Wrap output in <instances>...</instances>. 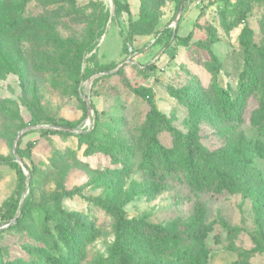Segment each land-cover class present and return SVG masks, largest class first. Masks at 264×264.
<instances>
[{"label": "rangeland", "instance_id": "obj_1", "mask_svg": "<svg viewBox=\"0 0 264 264\" xmlns=\"http://www.w3.org/2000/svg\"><path fill=\"white\" fill-rule=\"evenodd\" d=\"M18 207L0 264H105L119 217L139 264H180L148 225L264 264V0H0V226Z\"/></svg>", "mask_w": 264, "mask_h": 264}, {"label": "trees", "instance_id": "obj_2", "mask_svg": "<svg viewBox=\"0 0 264 264\" xmlns=\"http://www.w3.org/2000/svg\"><path fill=\"white\" fill-rule=\"evenodd\" d=\"M178 9V6H177ZM126 12L129 16L130 28L133 27V22L131 21V12L128 7H126ZM90 32H92V26H90ZM161 32H166L165 44H170V42H178L183 43L188 40L191 36V30L188 31L185 35H181L178 33V26L175 27L173 31L168 30L166 28L161 29ZM110 66H102L101 69H107ZM151 111L156 112L159 116H161L164 120L168 121L169 119L163 115V113L157 111L154 102L149 100ZM86 111H84L83 116H85ZM97 114V111H96ZM62 124L67 125L69 123L62 122ZM64 125H59L64 127ZM169 131L172 133V137L174 142L183 144V147L186 151V160L187 164L190 166L193 165L197 158L203 156V152L199 148V145L193 141L192 138L186 137L180 131H177L172 125H168ZM52 130L48 129L46 132H51ZM151 142L154 145H157V141L154 137L151 138ZM31 146L28 143L27 147ZM18 157L21 159L25 156V152L23 149H16ZM9 162L17 167V163L9 159ZM24 166L28 169L25 162H23ZM19 172L20 169H19ZM31 172V169H30ZM21 174V173H20ZM220 180L224 182V180L230 177L229 174L225 172H221L219 174ZM26 209L21 207L20 213L16 217L15 221L19 222L22 216L25 214ZM8 216L9 218L13 217L12 212L4 211L2 216ZM131 221L124 217H119L116 220L114 227V240L108 248V256L105 259V264H139L137 258L133 253V249H131L132 243L126 240L124 232L127 227H129ZM60 230L65 236H69V231L62 225H60ZM208 230H200L194 233L191 240L188 241L187 237H183L177 234L168 233L163 227L159 225H148L145 228L139 230L141 234H147L148 239L146 241L149 244H162L163 249L169 250L175 259H178L180 264H204L207 257V249L205 247L204 238L206 236V232ZM51 261L53 264L56 262L55 256H51ZM171 264H177L173 262Z\"/></svg>", "mask_w": 264, "mask_h": 264}, {"label": "water", "instance_id": "obj_3", "mask_svg": "<svg viewBox=\"0 0 264 264\" xmlns=\"http://www.w3.org/2000/svg\"><path fill=\"white\" fill-rule=\"evenodd\" d=\"M86 112H87V113L90 112V104H89V100H88V98H86ZM19 134H20V133H18V134L16 135V137H15V142L18 140V138H19ZM13 154H14V156H15V159H16L17 161H20V162H21V159H20V158L18 157V155H17L16 149H15V145H14V148H13ZM19 212H20V207H18L17 213L13 216V218H12L9 222L5 223L4 225H1L0 228L7 226L8 224H10V222L14 221V220L16 219V217L18 216V213H19Z\"/></svg>", "mask_w": 264, "mask_h": 264}, {"label": "built area", "instance_id": "obj_4", "mask_svg": "<svg viewBox=\"0 0 264 264\" xmlns=\"http://www.w3.org/2000/svg\"><path fill=\"white\" fill-rule=\"evenodd\" d=\"M199 1H201V0H196V2H199Z\"/></svg>", "mask_w": 264, "mask_h": 264}]
</instances>
